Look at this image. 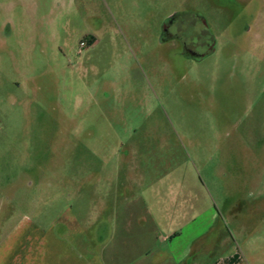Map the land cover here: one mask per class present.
<instances>
[{
  "label": "rangeland",
  "instance_id": "obj_1",
  "mask_svg": "<svg viewBox=\"0 0 264 264\" xmlns=\"http://www.w3.org/2000/svg\"><path fill=\"white\" fill-rule=\"evenodd\" d=\"M1 201L95 264H264V0H0Z\"/></svg>",
  "mask_w": 264,
  "mask_h": 264
},
{
  "label": "crops",
  "instance_id": "obj_2",
  "mask_svg": "<svg viewBox=\"0 0 264 264\" xmlns=\"http://www.w3.org/2000/svg\"><path fill=\"white\" fill-rule=\"evenodd\" d=\"M11 210L9 202H0V264H95L69 236L74 228L82 232L70 222L62 232L58 223L46 226L26 215L12 220Z\"/></svg>",
  "mask_w": 264,
  "mask_h": 264
},
{
  "label": "flooded vegetation",
  "instance_id": "obj_3",
  "mask_svg": "<svg viewBox=\"0 0 264 264\" xmlns=\"http://www.w3.org/2000/svg\"><path fill=\"white\" fill-rule=\"evenodd\" d=\"M163 30L165 38L179 39L185 53L195 59L202 58L206 54L197 52L195 49L197 46L207 45L208 51H213V45L201 39L197 16L189 17L186 11L171 13L163 24Z\"/></svg>",
  "mask_w": 264,
  "mask_h": 264
}]
</instances>
